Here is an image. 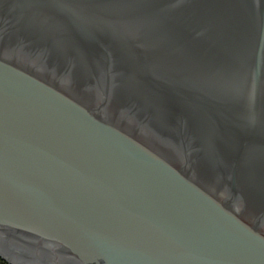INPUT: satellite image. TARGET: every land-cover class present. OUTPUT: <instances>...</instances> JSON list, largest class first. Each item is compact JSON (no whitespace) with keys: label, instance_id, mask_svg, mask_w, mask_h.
<instances>
[{"label":"water","instance_id":"95a60500","mask_svg":"<svg viewBox=\"0 0 264 264\" xmlns=\"http://www.w3.org/2000/svg\"><path fill=\"white\" fill-rule=\"evenodd\" d=\"M0 257L264 264V0H0Z\"/></svg>","mask_w":264,"mask_h":264},{"label":"trees","instance_id":"16d2710c","mask_svg":"<svg viewBox=\"0 0 264 264\" xmlns=\"http://www.w3.org/2000/svg\"><path fill=\"white\" fill-rule=\"evenodd\" d=\"M0 264H10V263H8L7 261L3 260V259L0 257Z\"/></svg>","mask_w":264,"mask_h":264}]
</instances>
